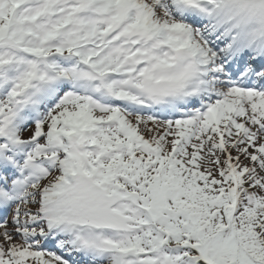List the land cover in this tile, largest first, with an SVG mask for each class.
Segmentation results:
<instances>
[{"label": "snow or ice", "instance_id": "1", "mask_svg": "<svg viewBox=\"0 0 264 264\" xmlns=\"http://www.w3.org/2000/svg\"><path fill=\"white\" fill-rule=\"evenodd\" d=\"M0 264H264V0H0Z\"/></svg>", "mask_w": 264, "mask_h": 264}]
</instances>
